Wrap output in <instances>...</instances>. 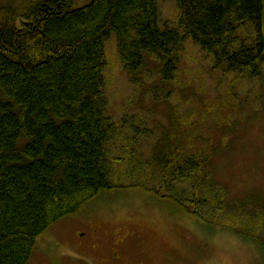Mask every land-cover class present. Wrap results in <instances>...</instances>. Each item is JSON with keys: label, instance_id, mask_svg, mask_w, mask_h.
Listing matches in <instances>:
<instances>
[{"label": "trees", "instance_id": "16d2710c", "mask_svg": "<svg viewBox=\"0 0 264 264\" xmlns=\"http://www.w3.org/2000/svg\"><path fill=\"white\" fill-rule=\"evenodd\" d=\"M176 5L175 27L160 24L157 0L5 5L0 13V264H28L42 234L116 187L117 180L150 189L153 176L161 185L152 190L165 189L190 213L264 242V210L248 211L242 199L229 202V191L207 168L210 153L184 149L187 130L175 122L172 136H156L144 157L139 144L148 128L134 124L133 117L117 121L109 114L106 41L112 36L130 83L141 90L152 58L169 91L166 85L173 83L189 39L213 57L214 68L242 80L263 79L264 0H176ZM249 25L252 31L242 37L240 29ZM151 91H156L152 85Z\"/></svg>", "mask_w": 264, "mask_h": 264}, {"label": "rangeland", "instance_id": "374dc122", "mask_svg": "<svg viewBox=\"0 0 264 264\" xmlns=\"http://www.w3.org/2000/svg\"><path fill=\"white\" fill-rule=\"evenodd\" d=\"M89 1L78 0V5ZM28 2L0 0V13L8 3L21 8ZM157 2L160 24L178 26L176 0ZM248 31L251 25L240 29V35ZM144 71L141 90L128 79L116 38L106 41L108 111L117 121L133 117L134 124L151 130L142 133L139 144L144 157L156 145V136H172L176 122L190 137L184 149L210 153L207 168L229 191V202L242 199L248 211L264 210V77L247 81L214 68L213 57L192 39L173 83L166 85L169 91L161 84L155 59L150 58ZM150 85L156 91L149 92ZM118 124V133L124 134L126 129ZM128 182L117 180L116 187L52 225L38 238L28 264H119L112 252L121 254L122 264H264V242L247 238L234 226L197 217L180 200L166 196L165 189L152 190L161 185L159 177L150 179V189ZM101 227L115 233L116 241L135 234L118 252L98 246L93 231Z\"/></svg>", "mask_w": 264, "mask_h": 264}, {"label": "flooded vegetation", "instance_id": "af4514ba", "mask_svg": "<svg viewBox=\"0 0 264 264\" xmlns=\"http://www.w3.org/2000/svg\"><path fill=\"white\" fill-rule=\"evenodd\" d=\"M93 234L94 236L97 237V243H98V246L100 247H104V248H111V249H118V252H119V249L121 250L122 248L125 247L127 241H128V238L134 237V234L135 232L132 233V235L130 234V236H127L125 239H121V240H118L116 241V234L115 233H112V232H108V230L104 229V228H100V230L96 231L95 230L93 231ZM126 236V235H125ZM116 241V242H115ZM112 254L114 255V259L115 261L119 262V264H122L120 263V261L122 260V256L121 254H117L116 253H113ZM119 256V257H118Z\"/></svg>", "mask_w": 264, "mask_h": 264}]
</instances>
